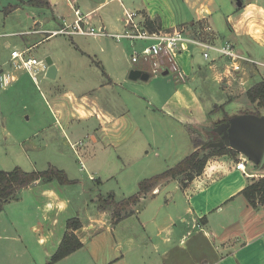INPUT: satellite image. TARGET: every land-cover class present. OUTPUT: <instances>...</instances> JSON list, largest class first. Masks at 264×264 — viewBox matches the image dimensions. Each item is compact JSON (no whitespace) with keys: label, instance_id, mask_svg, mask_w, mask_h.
I'll return each mask as SVG.
<instances>
[{"label":"crops","instance_id":"1","mask_svg":"<svg viewBox=\"0 0 264 264\" xmlns=\"http://www.w3.org/2000/svg\"><path fill=\"white\" fill-rule=\"evenodd\" d=\"M29 1L0 0V36L18 38L5 40L2 50L13 48L31 58V52L59 37L67 46H78L79 38H89L104 45L99 52L101 59L83 55L106 74L101 71L102 76L88 85L84 77L76 78L80 73L76 67L72 73L75 84L69 85L63 81L60 62L49 58L46 73L40 69L41 78L36 80L44 87L42 97L47 107L38 105L39 117L33 124L38 130L29 131L23 138V153H41L63 142L80 145L91 183H98V188L110 182L120 185L135 166H140L135 183L138 193L142 169H151L158 160L190 156L196 150L197 137L205 145L219 142L220 138L217 142L212 139L217 134L214 124L223 121L225 113L235 117L244 111L241 107L233 112L226 110L229 103L240 105L234 100L233 84L241 72H231L224 61L205 60L203 49L189 47L181 54L189 62L191 77L162 74L149 81L135 80L127 57L130 49L121 47L122 41L50 34L60 29L64 20L74 23V15L71 21L64 17L70 6L68 0H48V7L25 4ZM70 1L79 8L80 0ZM84 1L92 7L84 14L86 23L92 26L98 20L105 30L123 32L132 14L150 31L153 28L148 21L156 22L153 32H192L194 25L205 24L216 33V43L230 36L241 53L253 61L245 65L254 68L248 72L247 90L264 80V61L253 55L257 49L264 50L263 0H104L95 5ZM113 2L118 3L121 13L116 20H110L111 9L100 14ZM12 52L10 61L0 64L2 99H7L6 90L13 85L23 90V78L31 76L15 67ZM51 67L56 69L54 77L48 76ZM6 75L8 83L3 84ZM208 77L210 88L216 89L214 95L224 98L226 94L227 100L212 109L193 86L195 81L205 86ZM224 106L226 109L216 112ZM7 109L0 107L2 145L15 136L8 129L11 112ZM261 113L264 115V109ZM10 125L16 129V124ZM185 146L189 149L186 154ZM112 155L122 164L121 175L111 169ZM243 161L245 169H238ZM101 169L106 175L101 176ZM260 171L240 153L212 156L202 175L185 186L179 184L181 177L165 181L129 208V217L118 224H114L112 208L99 210L101 203L95 196L100 190L96 187L97 200H93L83 188L75 195L58 182H38L19 192L0 213V264H52L67 232V222L75 217L82 222L76 235L83 248L55 264H264V206L256 209L240 194L254 180L264 177L259 176ZM111 194L115 197L114 193L107 195ZM19 206L21 216L12 215V209L19 211Z\"/></svg>","mask_w":264,"mask_h":264},{"label":"rangeland","instance_id":"2","mask_svg":"<svg viewBox=\"0 0 264 264\" xmlns=\"http://www.w3.org/2000/svg\"><path fill=\"white\" fill-rule=\"evenodd\" d=\"M78 7L81 10L83 14H87L86 12L92 8L88 7L86 2L84 0H80ZM91 3L97 2L100 4L104 0L97 1V0H88ZM264 1V0H263ZM85 3V4H84ZM111 9L109 17L110 20L117 19L119 16H121V13L118 14L119 5L117 2L111 3L108 7L105 8L104 11L100 12V14L103 16V13L107 10ZM66 15H64L66 20L71 21L72 15H74L72 8L69 6L65 9ZM99 15H96L97 18H99ZM95 17V16H94ZM74 21V18H73ZM98 20H95L92 23V26L96 29H102L101 25H99ZM193 33L198 34L201 33V38H204L205 40H211L215 41L216 33L212 32L211 30H207L205 24H196L193 26ZM55 28V27H54ZM55 30H58L55 29ZM106 31L109 34H121L123 32H116L112 31L111 29L107 28ZM191 32V31H190ZM1 35V34H0ZM219 35V34H218ZM6 36V35H5ZM220 36V35H219ZM220 38V37H219ZM18 39L17 37L12 38L9 36L8 38H2L0 37V64L4 62H9L11 58V52L13 51V48L11 50H2V43L5 40L11 41ZM98 39V38H95ZM102 40V39H100ZM232 40V37L228 36L227 38L222 39L221 42L217 43L221 45L225 41ZM233 41V40H232ZM112 42V41H111ZM97 42H94L93 39L89 38H79V43L76 45L69 44V46L65 45L63 42V38L59 37L57 39L52 40L49 43H45L43 46H41L38 50H34L31 52L30 56L35 57L38 61H44L46 62L49 58H54L55 60H58L60 62L62 69H63V81L68 82L69 85L75 84L74 83V77L75 75H72L73 69L77 68L76 70H80L79 76H76V78H82L88 82V85L90 84V81H95L97 78H100L98 76L101 75V69H97V67L93 64L91 60H89L83 53L86 55L88 54L93 59L95 55L101 59L99 52L100 50H104L102 47L104 45L102 44H96ZM234 43V42H233ZM121 47H125L126 50L130 49V51H127V57L131 59V56L134 51V43L124 40L121 43ZM106 48L107 45L105 44ZM19 49L18 47H15ZM139 48V45H136L135 49ZM240 51V49L238 48ZM124 53V49L122 50ZM259 60L264 61V50H256L255 53H253ZM246 56V55H245ZM102 61V60H101ZM177 62L179 64V67L185 77H191L192 76V69H189V62L185 58L183 59L180 55L177 59ZM223 67V66H222ZM248 67V68H247ZM134 68L132 67V70ZM225 72V68H222ZM246 70L241 72L239 75L236 76L238 79H234L233 84V90L236 93L235 101L240 102V105H237V103H229L227 105V109L225 106L223 107V110L226 109L229 112L236 111L238 107H241L242 110H254L256 109V106H252V104L249 102L247 97V89L249 88V84L247 82V76L248 72L253 71V67L251 65H247L245 67ZM195 71V70H194ZM242 76V79L241 77ZM38 76L37 78H39ZM41 78V77H40ZM24 83V89L18 90L17 87L19 85H13L11 88L6 90V92H9L7 95V99L0 98V107H8L7 110H9L11 113L9 114V120L10 123H8V129L11 133H15V136L13 138H10L7 143H4L3 145L0 144V170L3 171H12L16 167H20L26 172H33V171H46L50 166L58 167L61 170H64L69 178L73 181H78V184L68 186L67 191L68 193H76V191L80 192L83 188V192H88L91 199L100 201V199H110V195H107L108 193H114L117 201L124 200L126 198H130L131 196L135 195L137 193V188L135 187V183L137 180V176L140 177L141 174V167L135 166L133 168L132 174H129V177L120 183V185L115 184L114 182H110L106 184L104 187L98 188V183L93 184L89 181L87 174H89L90 170L86 168V163L84 159V155L81 151L80 145H70L67 143H62L61 146L55 148L53 146L47 147L44 151L41 153H29L25 154L21 151V143L23 141V138L28 134V132H34L38 130V128L33 125L36 118L39 117V107L38 105L45 106V102L43 100L42 94L44 93V87L43 85L38 84L37 81L29 76V79L27 77L23 78ZM73 79V80H72ZM193 86L196 87V91L198 92V96L200 99L203 100V102L206 104V106L210 107L211 109L214 108L219 103H225L226 100V94L222 95V97H216V89L213 87L210 88V82L209 77L205 82V86L208 87V89L204 86L203 82L195 81L193 82ZM82 91V90H81ZM0 92H4L1 91ZM213 98L217 99L216 101H213ZM214 102V103H213ZM216 110V109H215ZM27 117H30L32 120L27 121ZM157 124L159 123L156 121ZM16 124V129H12L10 124ZM167 124V123H165ZM215 125V124H214ZM160 128H162V124H159ZM36 127V128H35ZM1 128V123H0ZM218 135H213L212 139H216ZM198 138V137H197ZM219 140L217 138L216 142ZM214 141V140H213ZM220 141V140H219ZM215 144V142H213ZM211 144L208 142L205 145L206 150L202 153V157L205 155L212 154L215 149V147H211ZM188 147L185 146L184 148V154L188 152ZM173 157L170 160L168 159L167 162L158 160L156 164L153 165L151 169L145 170L142 169V175L143 177L141 180H146L149 178H152L156 175H159L163 172H165L169 167L176 166L177 163L182 162L187 157ZM113 162L111 164L112 171L116 170L118 174L120 173V170L122 168V164L117 161V156L112 155ZM85 170V171H84ZM87 170V171H86ZM101 176L106 175V171L101 169ZM119 170V171H118ZM121 175V174H119ZM264 172L260 171L259 176H263ZM197 177V176H196ZM95 182V181H94ZM97 182V181H96ZM142 182V181H141ZM180 185H185V177H181L179 181ZM42 183V182H41ZM166 182L161 183L160 185H165ZM94 187L97 188V190H100L99 194H96L94 197ZM151 193V192H150ZM76 195V194H75ZM88 195V194H87ZM88 195V196H89ZM107 195V196H106ZM79 196V195H78ZM82 199L81 201H83ZM12 215H20L22 214V206H19V211H15L12 209L11 212Z\"/></svg>","mask_w":264,"mask_h":264},{"label":"trees","instance_id":"3","mask_svg":"<svg viewBox=\"0 0 264 264\" xmlns=\"http://www.w3.org/2000/svg\"><path fill=\"white\" fill-rule=\"evenodd\" d=\"M25 4L38 7H48L49 1L30 0ZM148 23L151 28L154 29L156 22L148 21ZM101 70L104 74H106L102 67ZM247 97L251 104L256 106V109L251 111L244 110L241 112V115L253 114L262 116L261 109H264V80L252 86L247 92ZM220 110H223V107L217 108L216 112H220ZM231 118V116L225 113L223 121L215 123L216 128L221 124L228 123ZM217 138H220L219 135ZM213 142L214 141H210L209 143L212 144ZM195 147L196 150L176 166L159 175L140 182L138 193L130 198L116 201L114 195L111 194L109 197L110 199H100L101 206L99 207V210L104 211L107 208H112L114 224H118L125 218L129 217L130 213L126 212L129 208L138 204L144 195L153 192L161 183L185 177V185H188V183L192 182L196 176L203 174L210 157L224 155L228 152H231L234 155L238 154L236 150L224 147L215 149L212 154L202 157V153L206 150V148L204 141L200 138H196ZM257 168L264 171V160L261 165H257ZM38 182L45 184L58 182L62 186L78 184V181L71 180L64 170L55 166H50L46 171L33 172H26L20 167H16L12 171L0 170V213L4 211L5 205L9 201L16 198L19 192ZM240 194L246 198L252 207L257 209L260 206H264V177L259 180H254ZM80 228H82V222L79 217L72 218L67 222V232L59 249L51 259L52 264L62 261L66 257L83 248V243L76 235V231Z\"/></svg>","mask_w":264,"mask_h":264},{"label":"built area","instance_id":"4","mask_svg":"<svg viewBox=\"0 0 264 264\" xmlns=\"http://www.w3.org/2000/svg\"><path fill=\"white\" fill-rule=\"evenodd\" d=\"M56 3L55 0H52ZM70 7L73 10L75 21L69 24L65 20L60 29L50 32L52 36H83L92 38H114L121 42L128 40L134 43V51L131 56L133 71H139L150 78L162 74H173L179 79H185L179 64L178 57L189 47H199L203 49L204 59L209 61H224L231 72L240 73L248 63L253 61L245 56L232 41H225L221 45L215 41L201 38V33L194 34L187 30L150 31L144 23L136 22V14L128 15L126 29L121 34H109L105 29H96L86 23V15L76 7L70 0ZM210 30V29H207ZM1 37V36H0ZM136 45L139 48L135 49ZM216 56V59L213 58ZM13 64L16 68L25 71L35 80L41 72L48 69V64L44 61L27 57L25 53L12 52ZM9 75L2 78V83H8ZM246 162L238 164V169H245Z\"/></svg>","mask_w":264,"mask_h":264},{"label":"water","instance_id":"5","mask_svg":"<svg viewBox=\"0 0 264 264\" xmlns=\"http://www.w3.org/2000/svg\"><path fill=\"white\" fill-rule=\"evenodd\" d=\"M55 72L56 69L51 67L48 76L54 77ZM131 78L150 80L148 75L139 71H133ZM215 133L220 136V141L211 144V147L234 149L256 166L263 163L264 115L247 114L232 117L228 123L217 126Z\"/></svg>","mask_w":264,"mask_h":264}]
</instances>
